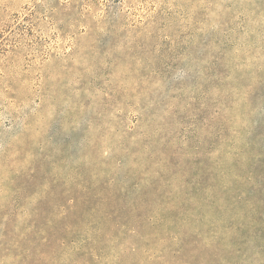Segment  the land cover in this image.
Here are the masks:
<instances>
[{
  "label": "rangeland",
  "instance_id": "rangeland-1",
  "mask_svg": "<svg viewBox=\"0 0 264 264\" xmlns=\"http://www.w3.org/2000/svg\"><path fill=\"white\" fill-rule=\"evenodd\" d=\"M260 154L264 0H0V264H264Z\"/></svg>",
  "mask_w": 264,
  "mask_h": 264
},
{
  "label": "trees",
  "instance_id": "trees-1",
  "mask_svg": "<svg viewBox=\"0 0 264 264\" xmlns=\"http://www.w3.org/2000/svg\"><path fill=\"white\" fill-rule=\"evenodd\" d=\"M253 145V143L249 144L251 148L248 152H250V154L252 152L251 156L254 155ZM250 159L252 170L249 172L248 178L245 180L243 176H237L232 182V186L230 185V188H233L236 192L240 191V195L232 198L229 193L224 192L223 201L225 200L224 206L229 205L233 207L235 210L234 218L237 217L239 223L229 228L230 233L237 234L235 237H232L233 242L238 245L240 242L249 241L255 248H259L264 254V196L260 197V195L264 193V154H260L258 158L254 157ZM257 174L262 175L263 181L255 182V176ZM240 182H248V188L242 187ZM255 183L257 184L254 187ZM217 193H215V195L219 199L214 196L209 202H198L199 207L206 208L208 212L213 211L216 207L215 201H220L221 198L219 197L220 192ZM244 204L247 205V208L246 210H241ZM174 206H176V208L186 207L182 202H174ZM202 218H207V216L204 215ZM259 244L261 245L259 246Z\"/></svg>",
  "mask_w": 264,
  "mask_h": 264
}]
</instances>
